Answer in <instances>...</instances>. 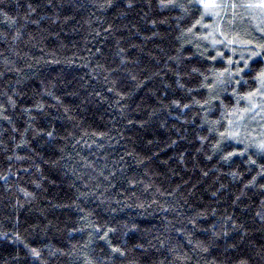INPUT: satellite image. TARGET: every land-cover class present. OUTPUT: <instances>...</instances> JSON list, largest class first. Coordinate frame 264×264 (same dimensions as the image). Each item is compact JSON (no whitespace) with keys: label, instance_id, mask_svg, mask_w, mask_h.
<instances>
[{"label":"trees","instance_id":"1","mask_svg":"<svg viewBox=\"0 0 264 264\" xmlns=\"http://www.w3.org/2000/svg\"><path fill=\"white\" fill-rule=\"evenodd\" d=\"M213 19L0 0V264H264V37Z\"/></svg>","mask_w":264,"mask_h":264},{"label":"rangeland","instance_id":"2","mask_svg":"<svg viewBox=\"0 0 264 264\" xmlns=\"http://www.w3.org/2000/svg\"><path fill=\"white\" fill-rule=\"evenodd\" d=\"M206 8L207 14L214 17V26L218 28V32L225 35H232L235 33V27H241L246 24L251 25L256 30L257 34L264 37V7H260V0H199ZM209 5V6H206ZM234 13H236L234 15ZM240 14L239 19L236 16ZM238 17V16H237ZM237 25V26H236ZM254 30V31H255ZM218 32H216L218 34ZM241 38V36L237 35ZM237 38V39H239ZM226 42L225 37L222 39ZM243 42L242 40H238ZM257 100H261L264 103V86L258 93ZM264 106V104H263ZM263 111H260L256 115L263 116ZM255 119V118H254ZM245 125L242 126L244 130ZM245 138V136H243ZM257 140V139H256Z\"/></svg>","mask_w":264,"mask_h":264},{"label":"snow or ice","instance_id":"3","mask_svg":"<svg viewBox=\"0 0 264 264\" xmlns=\"http://www.w3.org/2000/svg\"><path fill=\"white\" fill-rule=\"evenodd\" d=\"M206 6H209V5H206ZM260 7H264V0H260V5H259ZM260 79H262V80H264V72H262L261 74H260V77H259ZM259 147H260V149L261 150H264V143H261L260 145H259ZM35 251V250H34ZM38 254V253H37Z\"/></svg>","mask_w":264,"mask_h":264}]
</instances>
